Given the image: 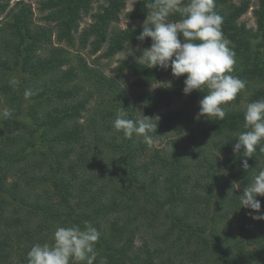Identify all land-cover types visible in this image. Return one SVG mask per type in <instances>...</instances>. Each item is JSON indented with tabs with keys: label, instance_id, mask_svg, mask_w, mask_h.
<instances>
[{
	"label": "trees",
	"instance_id": "obj_1",
	"mask_svg": "<svg viewBox=\"0 0 264 264\" xmlns=\"http://www.w3.org/2000/svg\"><path fill=\"white\" fill-rule=\"evenodd\" d=\"M10 1L0 0V264H27L34 244H51L57 227L73 224L98 230L94 264H264V219L249 214L264 204L259 213L241 206L236 189L264 170V152L233 150L246 131V92L264 99V0H255V26L242 20L251 0H214L235 53L231 74L246 81L223 120L197 119L207 89L184 94L187 74L146 67L143 52L102 67L127 46L152 44L137 39L143 25L116 26L128 0H104L99 10V0H39L41 22L30 3ZM152 3L137 0L125 16L144 21ZM120 109L155 118L151 146L113 128ZM145 220L165 229L152 244L142 234L138 246Z\"/></svg>",
	"mask_w": 264,
	"mask_h": 264
},
{
	"label": "clouds",
	"instance_id": "obj_2",
	"mask_svg": "<svg viewBox=\"0 0 264 264\" xmlns=\"http://www.w3.org/2000/svg\"><path fill=\"white\" fill-rule=\"evenodd\" d=\"M146 6L151 11L137 39L144 41L150 37L152 44L143 50L138 62L149 68L159 66L167 70L170 67L172 75L177 78L187 74L184 94L207 89V95L199 101L196 118L206 116L223 120L226 112L222 106L235 100L246 87V81L231 74L235 53L222 32V17L214 11V0H154ZM174 12H179L181 19L169 20ZM10 115L7 109L3 112L4 117ZM154 120L146 115L128 118V113L120 109L113 128L127 139L133 135L142 137L151 146L152 134L157 131ZM243 128L246 131L238 135L234 152L252 157L257 146L264 152V99L246 105ZM242 167L249 169L247 159L243 160ZM257 196H264V170H260L244 188L243 195L239 196L240 205L259 213L261 201ZM249 214L253 219H264V213ZM99 236L98 230L90 224L83 228L76 224L57 227L51 244L36 243L31 247L27 264H94Z\"/></svg>",
	"mask_w": 264,
	"mask_h": 264
},
{
	"label": "rangeland",
	"instance_id": "obj_3",
	"mask_svg": "<svg viewBox=\"0 0 264 264\" xmlns=\"http://www.w3.org/2000/svg\"><path fill=\"white\" fill-rule=\"evenodd\" d=\"M17 1V0H11L10 1V5L14 4V2ZM25 2L27 3H30L32 6H33V9H34V17H35V20L38 21V22H41V19L40 17L42 16L41 12L38 10V5H39V0H24ZM137 0H128V4H127V9L125 10V12L121 15V19L116 22V26H118V28H125L129 25H133V26H137V25H144V21L142 20H132V19H129L125 16V13L129 10H132L134 8V2H136ZM236 2H240L241 0H235ZM255 0H251V8L250 10L242 17V20L247 22V24L249 26H255V17H254V13H253V8L255 6ZM100 3H104V0H99L97 2L94 3V10H99V6H100ZM6 12H4L3 14L0 15V19L4 18ZM92 20L91 18V15H88L84 18L83 22L81 23V27H84L86 26L88 23H90ZM148 47H144L142 45H138V46H127L125 48V50H123L121 53L117 54L115 57H113L112 59H102V61L100 62L102 67L104 66H108L109 68H113L115 66H117V64L119 63V60L121 59H124V58H127L129 56H133L134 54H137L138 51L140 52H143L144 49H146ZM87 49H84L82 51L83 54H85V56H87ZM95 55L94 56H90L88 57V61H92V59H94ZM106 73L107 74H111V72L109 71V69L106 70ZM110 76V75H109ZM21 77H23L22 73L18 72L13 78L14 80L15 79H20ZM117 78L124 84L125 81L123 80L124 79V75H118ZM135 77L133 76H127L126 80H127V84H131L133 81H134ZM161 83L155 85V86H159ZM250 94H251V91H247L246 94H245V97H244V101L242 102V106L244 105L246 107V105L250 102H253L251 101L250 99ZM200 106V104L198 103L197 107ZM224 108L226 109L227 108V105L224 106ZM199 112V110H198ZM197 112V114H198ZM196 114V115H197ZM0 118H1V112H0ZM202 118V116L200 117ZM172 136H175L174 134H171ZM181 136H176V138H180ZM181 141H184V138L182 137L181 138ZM199 144H202L203 147L205 149H208L207 146H205L203 143L199 142ZM164 147V144L161 145V147ZM210 146V145H209ZM189 148L191 149V151H195L196 147L195 145L191 144L189 146ZM196 153V151H195ZM197 154V153H196ZM220 157L218 159V163H220L221 165V169H223L225 167V156L223 154H219ZM264 167V166H263ZM93 171V168L92 170ZM199 171H195V173H198ZM194 173V174H195ZM96 177V175H95ZM193 178V177H192ZM193 184V179H192V183L190 185ZM46 188V186L44 187ZM189 189L191 190V187L189 186ZM197 189V188H196ZM236 189H238V191L240 192V195H243V190L241 189V187L237 184L236 186ZM92 190V189H91ZM260 201H261V204H264V196H259L258 198ZM212 201H213V198H212ZM165 218H162V220H164ZM166 220V219H165ZM143 221V220H142ZM148 221L145 220L144 221V227L141 231V233L138 234V237H137V243L136 245L140 246V244L143 242V239L141 238V235L143 234L144 238H147L149 240H151V244L153 243V239L155 237V234L156 233H160V232H163V230L165 229V227H162L161 225H157L158 227L157 228H154V227H151V225H148L147 224ZM155 229V230H154ZM157 242V241H155ZM159 244H162V243H159ZM188 251L189 250V247H187ZM181 256H184V254H182ZM188 255H186L185 257H187ZM189 258V256L187 257V259ZM186 259V261H187ZM190 262V261H189Z\"/></svg>",
	"mask_w": 264,
	"mask_h": 264
}]
</instances>
